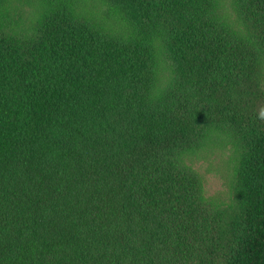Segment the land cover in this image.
I'll use <instances>...</instances> for the list:
<instances>
[{"label":"trees","instance_id":"1","mask_svg":"<svg viewBox=\"0 0 264 264\" xmlns=\"http://www.w3.org/2000/svg\"><path fill=\"white\" fill-rule=\"evenodd\" d=\"M262 72L264 0H0V264H264Z\"/></svg>","mask_w":264,"mask_h":264},{"label":"rangeland","instance_id":"2","mask_svg":"<svg viewBox=\"0 0 264 264\" xmlns=\"http://www.w3.org/2000/svg\"><path fill=\"white\" fill-rule=\"evenodd\" d=\"M227 3V2H226ZM264 87V72L261 74ZM234 147L221 138L210 144L205 150L195 156L186 158L185 162L191 165L201 178L202 196L207 205L215 206L229 198L231 178V155Z\"/></svg>","mask_w":264,"mask_h":264}]
</instances>
